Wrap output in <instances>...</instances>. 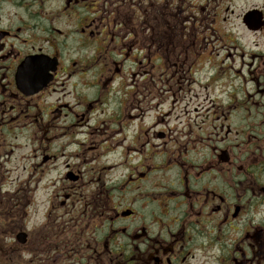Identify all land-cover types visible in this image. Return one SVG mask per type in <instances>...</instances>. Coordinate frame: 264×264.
I'll return each instance as SVG.
<instances>
[{
    "label": "flooded vegetation",
    "instance_id": "af4514ba",
    "mask_svg": "<svg viewBox=\"0 0 264 264\" xmlns=\"http://www.w3.org/2000/svg\"><path fill=\"white\" fill-rule=\"evenodd\" d=\"M231 19L264 35V0H0V264H264V47L204 43Z\"/></svg>",
    "mask_w": 264,
    "mask_h": 264
},
{
    "label": "rangeland",
    "instance_id": "374dc122",
    "mask_svg": "<svg viewBox=\"0 0 264 264\" xmlns=\"http://www.w3.org/2000/svg\"><path fill=\"white\" fill-rule=\"evenodd\" d=\"M230 23H233V26L236 27V31L234 33L229 34L228 36H225V40L220 39H213V36H207L204 40V43H209L210 45L215 44L216 49L214 51H217V48L219 47L222 42H228L232 43L234 49H232V53H239V52H248L251 48L255 47V44L258 45L256 47L262 48L264 47V35L263 34H248L244 30L240 29L239 21L237 19H231L229 20ZM211 58L210 61H212ZM205 63L208 64L207 58H204ZM244 83L241 82L239 79L231 80V81H224L219 83L218 85L210 86L208 90L214 89L217 90L219 88H225V87H232L234 86L236 89H243ZM112 173L117 172V168H112L110 170ZM110 172V173H111Z\"/></svg>",
    "mask_w": 264,
    "mask_h": 264
}]
</instances>
